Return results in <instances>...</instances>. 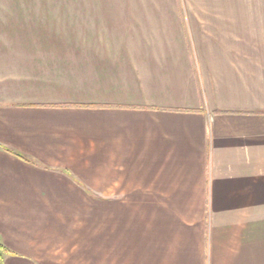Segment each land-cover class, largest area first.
<instances>
[{"label":"crops","instance_id":"obj_1","mask_svg":"<svg viewBox=\"0 0 264 264\" xmlns=\"http://www.w3.org/2000/svg\"><path fill=\"white\" fill-rule=\"evenodd\" d=\"M0 264H264V0H0Z\"/></svg>","mask_w":264,"mask_h":264},{"label":"rangeland","instance_id":"obj_2","mask_svg":"<svg viewBox=\"0 0 264 264\" xmlns=\"http://www.w3.org/2000/svg\"><path fill=\"white\" fill-rule=\"evenodd\" d=\"M23 52H25V56H27V55L29 54L28 51H23ZM77 52H79V50H78ZM66 54L69 55V52L67 51ZM54 57H55V59H54ZM52 58H53V59H52L51 61L55 60L54 62H55V63L57 62V64H61L62 60L64 59V57L59 56L57 53H55V54L52 56ZM74 58H75V56H74Z\"/></svg>","mask_w":264,"mask_h":264}]
</instances>
